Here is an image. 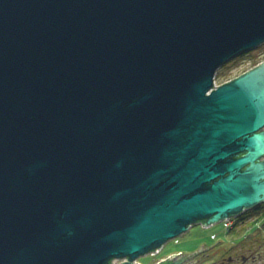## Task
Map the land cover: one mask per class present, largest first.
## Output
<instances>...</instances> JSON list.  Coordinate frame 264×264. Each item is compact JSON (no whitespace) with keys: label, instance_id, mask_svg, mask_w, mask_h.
<instances>
[{"label":"water","instance_id":"obj_1","mask_svg":"<svg viewBox=\"0 0 264 264\" xmlns=\"http://www.w3.org/2000/svg\"><path fill=\"white\" fill-rule=\"evenodd\" d=\"M263 44L264 0H0V264H142L264 205V62L216 86Z\"/></svg>","mask_w":264,"mask_h":264},{"label":"rangeland","instance_id":"obj_2","mask_svg":"<svg viewBox=\"0 0 264 264\" xmlns=\"http://www.w3.org/2000/svg\"><path fill=\"white\" fill-rule=\"evenodd\" d=\"M263 62L264 44L251 52L234 58L222 66L216 76L217 86H221L240 77ZM255 211L256 209L246 212L247 215H242V217H246L244 219L245 223L233 231L231 229L238 222L236 221L237 218L231 219L229 222L219 223L209 229H204L201 225H196L183 236L167 243L159 258L179 251L185 253L192 252L191 254H193L203 242H205L204 245L207 246L206 248L209 249V253L218 257V259H202L205 260L203 264H212V262L221 260V257L235 255L233 247L242 248L246 253L251 249L252 245H256V247L261 245L262 247L257 249L264 255V213L255 214ZM214 235L216 239H214ZM156 257L148 255L140 258L139 262L142 264H153L158 259ZM250 264H264V259H258L256 262Z\"/></svg>","mask_w":264,"mask_h":264},{"label":"flooded vegetation","instance_id":"obj_3","mask_svg":"<svg viewBox=\"0 0 264 264\" xmlns=\"http://www.w3.org/2000/svg\"><path fill=\"white\" fill-rule=\"evenodd\" d=\"M261 212H262V210H259V211L256 210L255 214H260ZM244 219H240V217L237 218L236 221H238V222L234 225L233 229H231V230L233 231L234 229H236L237 227H239L240 225L245 223ZM214 239H216L215 235H214ZM204 243L205 242L201 243L199 245V247L196 249V251L193 252V254L197 252L198 255L195 258H193V260H191L189 262V264H203V261H205V260H202V259H218V257H216L214 254L209 253V249L206 248L207 246H205ZM261 247H262L261 245H259L258 247H256V245H252L251 249H249V251L246 253L244 252V250L242 248L239 249V248L233 247V251H235V255H229L228 257H226V256L221 257V260L212 262V264H250L252 262H256L258 259H264V255H262L258 251V249H260ZM189 253L179 251L176 253H172L168 256L159 258V256L162 254V251H160L156 255L157 256L156 258H158L157 261L154 262L153 264H155V263H157L163 259H167L169 256H174V255L178 256L177 259L186 258L188 255H192L191 254L192 252H189ZM247 253H249V254H247ZM199 259H201V260H199Z\"/></svg>","mask_w":264,"mask_h":264},{"label":"trees","instance_id":"obj_4","mask_svg":"<svg viewBox=\"0 0 264 264\" xmlns=\"http://www.w3.org/2000/svg\"><path fill=\"white\" fill-rule=\"evenodd\" d=\"M256 210L257 211H259V210H262V212L261 213H264V205H262V206H260V207H258V208H256ZM246 213H244L243 215H245ZM242 217V216H241ZM246 219V217H242V219Z\"/></svg>","mask_w":264,"mask_h":264},{"label":"built area","instance_id":"obj_5","mask_svg":"<svg viewBox=\"0 0 264 264\" xmlns=\"http://www.w3.org/2000/svg\"><path fill=\"white\" fill-rule=\"evenodd\" d=\"M216 86H217V83H216ZM228 222H229V221H228ZM159 252H160V251H159ZM159 252H158V253H159ZM158 253H157V254H158ZM157 254H152V255H153V256H156ZM116 264H120V262L116 261Z\"/></svg>","mask_w":264,"mask_h":264}]
</instances>
